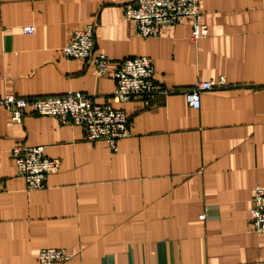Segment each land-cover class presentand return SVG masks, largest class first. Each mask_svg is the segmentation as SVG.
I'll return each mask as SVG.
<instances>
[{"label":"crops","instance_id":"obj_1","mask_svg":"<svg viewBox=\"0 0 264 264\" xmlns=\"http://www.w3.org/2000/svg\"><path fill=\"white\" fill-rule=\"evenodd\" d=\"M130 1L0 0V100L81 91L134 122L112 151L81 125L30 113L16 123L0 104V264H40L47 247L69 251L60 264H264V233L250 227L264 186V0H199L209 32L198 41L187 17L137 36ZM90 23L110 59L103 76L60 51ZM146 55L156 84L175 91L122 103L114 72ZM221 75L229 86L192 107L182 88ZM18 144L61 160L44 189L17 174Z\"/></svg>","mask_w":264,"mask_h":264},{"label":"built area","instance_id":"obj_2","mask_svg":"<svg viewBox=\"0 0 264 264\" xmlns=\"http://www.w3.org/2000/svg\"><path fill=\"white\" fill-rule=\"evenodd\" d=\"M125 18L135 24L136 35L141 38L156 37L164 25L175 26L187 17L192 22L191 39L208 34V26L202 22V10L199 0H133L122 5ZM28 34L35 32V26L25 25ZM95 23L87 24L83 29L71 33L67 44L60 48L61 55L68 59H82L95 68L99 76L106 73L110 59L101 52H95ZM153 59L146 56H129L124 58L114 72L117 81L113 94L122 103L134 99H144L157 92L169 93L168 88L156 84ZM229 86L225 76L214 80H199L181 91L192 107L199 109L203 91L217 90ZM12 120L23 122L26 113L39 116H52L61 124L81 125L86 131V139L91 142L104 140L112 151L118 149V142L132 133V118L123 109L112 108L109 104H98L92 96L81 91H68L60 95H43L19 97L8 93L0 100ZM12 155L17 174L24 178L29 190H41L46 186L50 174L59 172L61 160L46 155L45 146H13ZM251 207L250 227L253 231L264 233V186L254 189ZM206 214L201 215L203 220ZM70 257L66 248L47 247L40 250V264H60Z\"/></svg>","mask_w":264,"mask_h":264}]
</instances>
